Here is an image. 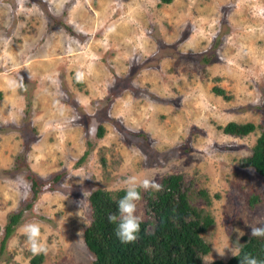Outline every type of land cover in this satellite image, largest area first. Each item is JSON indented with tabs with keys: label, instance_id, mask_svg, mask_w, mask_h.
Wrapping results in <instances>:
<instances>
[{
	"label": "rangeland",
	"instance_id": "rangeland-1",
	"mask_svg": "<svg viewBox=\"0 0 264 264\" xmlns=\"http://www.w3.org/2000/svg\"><path fill=\"white\" fill-rule=\"evenodd\" d=\"M40 1L62 23L48 26L37 0H0V242L9 215L24 210L0 264H30L20 232L30 222L49 247L41 264H90L88 193L124 188L129 175L159 183L181 173L207 190L208 205L193 202L213 218L203 263L239 248L264 221V181L239 164L264 125V0ZM229 121L256 128L231 135L221 130ZM18 154L46 181L33 201L26 167L14 170Z\"/></svg>",
	"mask_w": 264,
	"mask_h": 264
},
{
	"label": "trees",
	"instance_id": "trees-1",
	"mask_svg": "<svg viewBox=\"0 0 264 264\" xmlns=\"http://www.w3.org/2000/svg\"><path fill=\"white\" fill-rule=\"evenodd\" d=\"M37 1L43 8V13L50 17L48 26H54L57 22L62 23L55 19L56 16L48 13L40 0ZM159 1L162 3L171 2V0ZM202 59L209 61L207 56H203ZM128 75L129 73H124L122 76L126 78ZM125 82L126 80L116 83L114 86H110V89L113 91L122 90ZM213 90L225 96L223 89L214 87ZM104 104H102L103 107ZM99 115H103V113L100 112ZM103 117L101 116L99 119L102 120ZM255 128L256 125L250 121L243 123L229 121L221 127V130L231 135L243 136ZM125 130L121 131L127 139L143 136L141 132L131 133ZM103 131L102 124L98 123L96 135L100 137ZM86 153L87 150L79 157V162L85 158ZM14 162H17L14 170L18 171L22 169L21 167H26L25 170L28 171L26 176L30 178L31 201H33L46 181L38 179L35 173L28 170L24 158L19 157V154L15 157ZM239 164L243 167H252L264 181V125H261L251 154L242 157ZM62 174L61 171L54 173L49 179L51 185H56ZM159 183L163 186L162 191L149 190L145 192L140 190L142 200H144V217H142L140 225L139 238L137 241L127 244L120 242L115 234L117 225L108 220L110 214H118L117 201L125 195L124 188L111 191L97 187L88 193L89 221L82 230V239L94 256L90 264H205L202 257L208 254L210 245L204 240L202 234L213 223V218L203 207H197L193 202L194 196H196L204 199L205 204L208 205L210 196L207 190L194 189L192 180L186 179L181 173L164 175ZM256 200V196L251 197V202ZM31 201L26 203L25 209L30 208ZM23 212L24 210L21 208L9 215L0 248H4L8 237L22 219ZM261 227H264V221ZM239 249V255L235 258L230 256L225 260L215 259L209 264H239L245 253L252 255L261 264H264V237L244 236ZM42 261L43 255L32 256L30 264H41Z\"/></svg>",
	"mask_w": 264,
	"mask_h": 264
},
{
	"label": "clouds",
	"instance_id": "clouds-1",
	"mask_svg": "<svg viewBox=\"0 0 264 264\" xmlns=\"http://www.w3.org/2000/svg\"><path fill=\"white\" fill-rule=\"evenodd\" d=\"M82 74H78V79ZM15 87L24 89L23 77L19 82H14ZM26 90V89H25ZM125 195L117 201L118 214H110L108 220L110 223L116 224V236L121 243L127 244L138 240L142 217L138 215V204L142 200L141 189L145 192L149 190L162 191L163 186L154 178L147 176L129 175L122 181ZM20 232L26 237V244L31 254L35 256L47 255L49 247L42 233V225L40 222L25 223L21 226ZM238 238L244 233L241 229L236 228ZM250 236L264 237V227H251ZM239 248H228L225 251L217 252V256L221 259L227 258L228 254L235 258L239 255ZM239 264H261L257 258L245 253L239 261Z\"/></svg>",
	"mask_w": 264,
	"mask_h": 264
}]
</instances>
